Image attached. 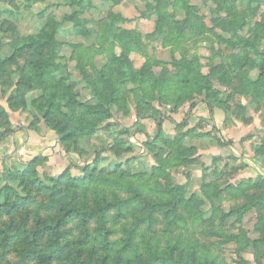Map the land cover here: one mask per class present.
I'll return each instance as SVG.
<instances>
[{"label":"trees","instance_id":"trees-1","mask_svg":"<svg viewBox=\"0 0 264 264\" xmlns=\"http://www.w3.org/2000/svg\"><path fill=\"white\" fill-rule=\"evenodd\" d=\"M45 1L26 0V5L29 8ZM67 1L70 14L60 21L51 18L38 35H16L10 43V55H0V79L9 76L12 67L23 72L17 78L12 73L11 83H7L9 108L29 110L35 121L55 133L58 146L69 154L80 148L81 140L96 136L100 123L112 117L113 108L130 112L133 98L137 117L157 125L155 135L138 129L145 135L143 146L155 161L153 171L149 177L138 175V183L122 169L119 160L134 152L122 137L109 150L94 149L92 164L81 166L70 159L67 167L54 176L40 169L47 160L44 157L24 164L22 170L2 163L0 264H228L213 255L210 246L193 241L187 232L204 227L211 220L209 213L215 226L219 214L222 225L227 217L242 220L252 211L258 213L255 237L246 238V245L255 250V263L264 264V177L204 181L200 194L187 197L188 184L178 183L172 173L177 167L186 169L196 162L192 159L195 149L186 145L191 130L181 133L186 121L176 124L171 120L178 135L168 139L162 129L167 117L153 105L177 110L193 102L191 112L203 102L211 118L215 109L222 110L225 123L229 119L245 120L247 108L242 103L235 109L227 106L235 95L264 107V15L259 8L264 0H202L214 5L210 8L213 29L221 33L217 38L230 52L227 62L212 64L207 75L197 60L187 57L191 39L210 31L189 0H151L155 30L146 36L119 26L121 20L116 16L102 21L98 32L91 31L83 16L93 0ZM177 8L183 11L182 19L177 17ZM60 37L87 42L97 39L98 46L111 43L121 48L118 56L108 46V62L101 67L92 63L100 49H86L85 58L79 51L72 56L79 80L95 103L79 101L75 91L79 80L70 78L69 66L61 55L64 43ZM146 41L171 49L173 71L149 54ZM83 48L82 43L77 49ZM176 52L180 58L174 55ZM136 55L147 59L141 67L136 66ZM156 66L161 68L158 73ZM215 82L229 88L230 93L223 97ZM148 111L152 112L149 116L145 114ZM0 117L7 120L11 130L8 112L1 105ZM105 153L115 159L113 171L99 166ZM256 155L264 161V144ZM225 197L239 198L242 203L234 204L227 213L222 209ZM206 205L210 212L204 210ZM207 233L210 238L238 243V237L227 238L222 228Z\"/></svg>","mask_w":264,"mask_h":264},{"label":"rangeland","instance_id":"rangeland-1","mask_svg":"<svg viewBox=\"0 0 264 264\" xmlns=\"http://www.w3.org/2000/svg\"><path fill=\"white\" fill-rule=\"evenodd\" d=\"M151 4H153L151 0H93L90 9L84 14L83 18L91 31L98 32L102 21L111 16H116L121 20L119 26L138 31L146 36L155 30L156 15L149 6ZM189 5L194 7L204 18L210 31L203 37L191 39L187 44L189 47L187 57L189 60H197L199 65L203 66V72L207 75L212 64L220 65L223 62H227L230 52L223 42L217 38L221 33L213 29L214 23L212 21L214 17L210 13V8L214 5L211 2L206 4L202 0H189ZM259 8L262 15H264V6H259ZM0 11L2 12L0 16V55L3 54L5 56L10 55V43L16 35L23 37L38 35L40 29L45 27L51 18L55 17L60 21L63 15L71 13L67 0L36 2L29 8L26 5V0H0ZM175 12H177L178 19L183 18L182 10L177 8ZM60 39L64 43L61 55L65 59L64 63L69 66L70 78L75 81L79 80L80 76L75 69L76 62L72 56L77 55L78 51L79 56L85 58L86 49L91 52L100 49L101 53L95 54L92 59V63L99 65V67L106 65L108 62L106 51L108 46H112L118 56L122 51L118 45H112L111 43L108 46H98L97 39L92 42L76 37H60ZM82 43L84 48L81 50L77 49L78 45H82ZM146 43L149 54L167 63V68L173 71L171 49L162 48L158 42L146 41ZM262 49L264 51V42ZM174 55L180 58L177 52ZM135 57L137 67H141L147 60L140 55ZM154 70L158 73L161 68L156 66ZM9 73H11L9 76H4L0 79V105L7 110V119L9 118L12 124L10 130L6 124L7 120L4 117H0V146L2 148L0 152V171L2 170V163H5L11 169L22 170L24 164L38 157H44L47 160L40 166V169L46 175L54 176L63 171L64 169L62 168L67 167L70 159L81 166L92 164L94 160L92 151L94 149L106 148L109 150L115 146L117 139L122 137L127 141V145L133 147L134 151L124 154L119 160L122 163V169L130 177H135L138 183L140 181V177L137 178L138 175L151 176L152 166H154L155 161L143 146L146 141L143 133L145 131L149 135H155L157 125L153 120H143L137 117L136 104L133 98L130 112L127 113L126 111L113 108L112 117L100 123L96 136L81 140L80 148L78 146L76 150L72 149L69 154H66L60 150L58 145L50 148L53 144L48 140V134H53L56 140L55 133L48 131L42 123L35 121L36 119L29 110L19 109L12 111L9 108L7 104L9 85L7 83H11L14 75L17 78L23 72L18 67H12ZM12 73L15 74L11 76ZM78 82L75 91L80 95L79 101L85 104L95 103L82 81L80 82L79 80ZM215 87L221 91L223 97L230 93L229 88L220 86L217 82H215ZM197 99L200 101L202 98ZM192 103L187 102L177 110L170 106L159 109L157 104L153 103L155 110L158 109V112L167 117L162 121V129L168 139L172 140L178 135V130L171 120L175 121L176 124L186 121L181 133L191 130V134L186 140V145L195 149L192 159L196 162L186 169L177 167L173 169L172 173L178 183L188 184L187 197L192 196V194H200V187L204 181H219L223 183L230 180L232 182L238 181L245 176H252L250 178L254 180H257L258 177H264V161L256 155L257 150L264 144V107H258L250 98H241L235 95L234 100L228 102L227 106L235 109L237 104L242 103L247 108L245 120L241 119L239 122L229 119L226 123L224 121L221 127L219 126L221 129H218L210 113L207 117H202L198 111H195L199 103L203 102H198L196 108L189 112ZM215 110L224 114L220 109ZM216 111L215 114H217ZM145 114L149 116L152 112L148 111ZM140 127L143 129V133L139 132L138 129ZM19 130H26L23 132H27L30 137L39 140L44 138L42 143L38 144L39 149L17 146L13 139ZM225 143H228L227 147ZM113 162H115V159L112 154L105 153L101 156L99 166L101 170L113 171L115 169ZM200 164L204 165L205 171H203ZM74 174L79 175L75 171ZM187 175H189V181H187ZM160 182L164 181L160 180ZM13 184L16 185L17 181L13 182ZM236 203H242V200L225 197L224 208L222 209L228 213L230 208ZM204 210L210 212L209 205H206ZM208 216L210 217L208 219L211 220L204 227L190 228V231L187 232L192 240L198 241L201 245L210 246L212 254L219 256L225 263L241 264L242 261H247L250 264H256L254 261L255 250L246 245L245 239H253L255 237L254 228L258 213L252 211L246 214L242 220H239L236 216L227 217L222 225H220L221 215L219 214L218 220L214 224L215 226H212L213 216L210 213ZM219 228H222L227 238L238 237V243L208 236L207 230L214 231ZM219 241L224 244H220Z\"/></svg>","mask_w":264,"mask_h":264},{"label":"crops","instance_id":"crops-1","mask_svg":"<svg viewBox=\"0 0 264 264\" xmlns=\"http://www.w3.org/2000/svg\"><path fill=\"white\" fill-rule=\"evenodd\" d=\"M196 112L198 111L199 112V114L200 115H202V117H207L208 115H209V110H208V108H207V106H206V104H204V103H199V105L197 106V108H196V110H195ZM216 113L217 114H215L216 116H214V122L216 123V127L218 128V129H221L220 127L222 126L221 124L224 122V114H221V113H219V111H216ZM177 121H178V119H176ZM220 126V127H219ZM21 129H22V127H21ZM23 131H26V130H19L15 135H14V143L17 145V146H19V147H24L25 146V148H28V147H32L33 149L35 148V149H39V147H38V144H40V143H42V141H43V139L44 138H42V139H36V138H33V137H30V135H28V133L26 134L25 132H23ZM28 132H30V131H28ZM29 134H32V133H29ZM27 135H28V137H27ZM49 135V141L50 142H52V144L53 145H51V147L50 148H54V146L55 145H58L57 144V140H55L54 139V135L53 134H48ZM227 147V146H226ZM56 148V147H55ZM224 149H226V150H229V149H227V148H224ZM223 149V150H224ZM232 149V148H231ZM56 150H57V148H56ZM61 150V149H60ZM223 150H221L222 152H223ZM233 150V149H232ZM2 151V148H1V146H0V152ZM223 155H225V154H223ZM70 159V158H69ZM205 160V159H204ZM63 164V163H62ZM65 165V164H64ZM250 177H252V176H250ZM250 177H247V176H245L244 178H250Z\"/></svg>","mask_w":264,"mask_h":264}]
</instances>
